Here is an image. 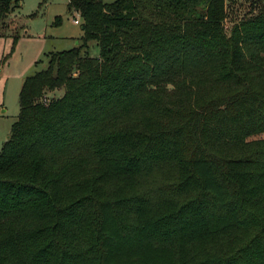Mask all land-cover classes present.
<instances>
[{
    "label": "trees",
    "instance_id": "trees-1",
    "mask_svg": "<svg viewBox=\"0 0 264 264\" xmlns=\"http://www.w3.org/2000/svg\"><path fill=\"white\" fill-rule=\"evenodd\" d=\"M259 2L67 1L0 146V264H264Z\"/></svg>",
    "mask_w": 264,
    "mask_h": 264
},
{
    "label": "rangeland",
    "instance_id": "rangeland-1",
    "mask_svg": "<svg viewBox=\"0 0 264 264\" xmlns=\"http://www.w3.org/2000/svg\"><path fill=\"white\" fill-rule=\"evenodd\" d=\"M67 1L18 0L9 13L13 23L5 34L0 35V146L17 118L19 90L24 77L43 68L50 52L70 48L80 40L81 17L75 9L69 8ZM227 5L226 27L249 4L245 0H227ZM260 6L264 8V0H260L256 8ZM13 33L17 34L14 44ZM88 52L93 56L98 55L99 48L95 41L90 42ZM62 92L61 87L46 92V95L51 97Z\"/></svg>",
    "mask_w": 264,
    "mask_h": 264
},
{
    "label": "built area",
    "instance_id": "built-area-1",
    "mask_svg": "<svg viewBox=\"0 0 264 264\" xmlns=\"http://www.w3.org/2000/svg\"><path fill=\"white\" fill-rule=\"evenodd\" d=\"M246 2H247V4H250L251 2H254V1H256V0H245ZM241 14V13H240ZM239 14V15H240ZM75 21H77V19H75ZM43 101L44 102H47V98L45 97V98H43Z\"/></svg>",
    "mask_w": 264,
    "mask_h": 264
}]
</instances>
